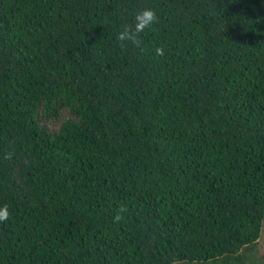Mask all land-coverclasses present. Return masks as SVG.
I'll use <instances>...</instances> for the list:
<instances>
[{"label": "trees", "instance_id": "16d2710c", "mask_svg": "<svg viewBox=\"0 0 264 264\" xmlns=\"http://www.w3.org/2000/svg\"><path fill=\"white\" fill-rule=\"evenodd\" d=\"M4 205L0 264H264V0H0Z\"/></svg>", "mask_w": 264, "mask_h": 264}, {"label": "clouds", "instance_id": "9594fccd", "mask_svg": "<svg viewBox=\"0 0 264 264\" xmlns=\"http://www.w3.org/2000/svg\"><path fill=\"white\" fill-rule=\"evenodd\" d=\"M157 22V16L155 12L151 9H145L140 11L135 15L134 24L123 25L121 30L118 32L116 39L121 42V46H125V42L130 43L134 47L140 48L142 41L140 39V34L144 32L146 28L151 27ZM141 51L143 49L141 48ZM155 55L163 56L164 49L162 47H157L155 49ZM5 160H11V154L4 156ZM127 208L122 206L118 209L117 214L113 217L114 222L119 223L124 219L122 213L126 212ZM9 209L7 205L0 206V223L9 219Z\"/></svg>", "mask_w": 264, "mask_h": 264}, {"label": "rangeland", "instance_id": "374dc122", "mask_svg": "<svg viewBox=\"0 0 264 264\" xmlns=\"http://www.w3.org/2000/svg\"><path fill=\"white\" fill-rule=\"evenodd\" d=\"M253 256L258 259L264 258V221L262 225L261 236L256 245L255 251L253 252Z\"/></svg>", "mask_w": 264, "mask_h": 264}]
</instances>
